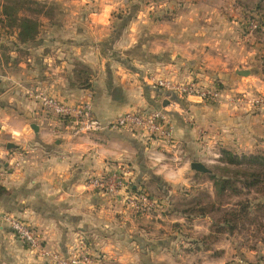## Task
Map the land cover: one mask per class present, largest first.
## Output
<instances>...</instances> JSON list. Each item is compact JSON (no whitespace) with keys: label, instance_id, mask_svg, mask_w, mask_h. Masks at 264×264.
<instances>
[{"label":"rangeland","instance_id":"1","mask_svg":"<svg viewBox=\"0 0 264 264\" xmlns=\"http://www.w3.org/2000/svg\"><path fill=\"white\" fill-rule=\"evenodd\" d=\"M100 2L102 0L95 4L92 0L86 5L94 8ZM0 3L8 6L10 13L8 19L0 8V59L17 64L37 55L39 49L36 45L44 39L61 38L43 27L63 21L65 16L60 7L80 5V0H0ZM104 3L115 11L111 37L102 42L103 49L109 52V58L115 64L122 60L128 68L134 69L142 65V55L146 58L144 60L143 57L144 61L153 60L148 56V49L144 51L141 46L139 51L136 48L126 50V44H119L114 49L128 24L127 29L135 28L130 33L136 35L140 44L158 35L170 40L171 49L177 41L191 43L193 56L185 58L183 65L178 67L177 78L170 77L169 73L174 71H151V67L143 63L145 67L140 71H144V83L156 78L182 85L195 83L201 88L221 92L217 101L195 97L202 101L200 105L210 108L226 101L229 108L246 119L264 112V107L253 106L250 102L264 98V91L255 85H264V0H105ZM136 16L140 18L136 19ZM15 17L38 22L39 30L34 42L18 43L19 30L15 26L10 27V23L15 25ZM128 18V23L122 26L121 20ZM138 21L139 26L136 24ZM254 24L258 28L253 29ZM159 25L163 32L157 31ZM210 42L220 45L210 47ZM228 42L232 44L230 51H227ZM124 51L132 53L124 54ZM172 55L169 52L166 56L160 54V57L166 60ZM16 70L11 69L13 72ZM238 71H247L248 74L242 76ZM168 94L172 97L166 101L174 106L179 100L188 99ZM46 116L56 120L52 115ZM244 118H241L242 123L247 121ZM187 123L198 133L196 151L192 154L181 151L176 158L174 153L164 150L157 157L147 158L148 165L144 163L140 169H135L129 178L135 191L150 198L152 207L144 212L136 211L123 198L117 197L121 199L118 203L125 214L118 212L112 217L110 226L96 230L94 240L98 245H94L91 239H79L76 241L78 245L69 247L67 252L58 251L60 255L68 258L86 253L92 264H264V185L250 192L244 191L239 196L216 197L210 177V172L219 177L233 176L227 172L229 167L220 161L223 150L239 156L264 152V123L260 126V136L246 133L242 127L238 133H231V139L226 141L214 139L210 126H206L210 123V110L202 120L191 114ZM3 150L6 152L7 147ZM193 162L204 164L210 172L194 171L191 168ZM185 163L188 168L178 176ZM128 169L133 171L130 167ZM230 169L234 174L239 171ZM172 171L174 175L170 174ZM240 203L249 204L251 220L244 222L243 227L234 233L226 230L217 232L225 229L221 220L223 213L210 212V204H215L216 209L220 207L222 211H235ZM123 216L125 219L120 218ZM1 217L2 214L0 224L8 227ZM16 240L23 253L28 254L26 247ZM78 249L81 251L77 252ZM22 259L27 263V255ZM32 260L41 259L33 256ZM42 264L51 263L43 260Z\"/></svg>","mask_w":264,"mask_h":264},{"label":"crops","instance_id":"2","mask_svg":"<svg viewBox=\"0 0 264 264\" xmlns=\"http://www.w3.org/2000/svg\"><path fill=\"white\" fill-rule=\"evenodd\" d=\"M104 1L94 8L86 5L92 0H80V5L76 6L65 4L60 8L66 20L43 27L49 33L61 36L60 39L50 37L49 41L39 42L36 45L38 54L28 57L26 62L13 64L0 59V72L3 69L0 73V120L7 121L9 127L19 124L31 131L30 138L25 133L19 142L10 134H4L7 142L0 147H7L8 156L0 161L7 173L0 184V190L5 192L0 195V213L29 222L41 233L48 249L57 252H67L69 247L78 245L76 241L79 239H91L96 245V230L107 228L113 216L124 212L118 203L122 197L111 198L93 191L87 186L88 179L109 173L119 165L129 166L135 173L134 170L140 169L144 163L148 165L147 158L157 157L164 150L174 153L176 158L181 151L192 154L197 150L198 133L187 123L191 114L202 120L210 110V123L206 126H210L213 138L220 141L230 140L231 133H238L242 127L246 133L260 136V126L264 123V112L246 119L229 108L226 101L208 108L200 105L202 101L198 99H186L179 100L174 106L166 101L172 95L144 83V71L140 70L145 64L151 67V71H174V75L169 73L170 77L177 78L178 67L183 65L185 58L193 56L191 43L177 41L171 49L170 40L158 35L140 44L136 35L130 33L135 28L127 29L128 24L114 49L119 44H126V50L136 48L139 51L141 46L144 51L148 49V56L153 60L144 61L146 58L142 55L140 59L145 64L134 69L128 68L122 60L115 64L102 44L111 37L115 12ZM95 2L97 4L99 0ZM136 24L139 26V21ZM157 31L163 32L160 25ZM219 45L210 42V47ZM231 45L228 42L227 51ZM169 52L173 53L170 59L160 57V54L166 56ZM125 53L131 54L132 51ZM11 69L18 70L13 72ZM85 82L90 84L89 88L83 86ZM255 85L264 91L263 83ZM36 92H45L69 104L90 100L100 129L76 135L71 120L46 116L33 95ZM151 109L169 112L174 125L172 144L140 132L109 129L119 116L127 112H150ZM240 117L249 122L242 123ZM257 122L261 124L256 125ZM32 125L37 126L38 131L32 130ZM225 128L227 132L223 131ZM15 156L23 160L21 167L8 162ZM117 156L120 159H116ZM33 159L42 166L41 171L29 172L30 165L25 162ZM26 213L32 214L35 223L24 219ZM0 233H3L0 235V251L7 248L5 238L9 236L15 238L16 247L21 249L8 227L0 224ZM13 263H16L14 258L6 254L4 264Z\"/></svg>","mask_w":264,"mask_h":264},{"label":"built area","instance_id":"3","mask_svg":"<svg viewBox=\"0 0 264 264\" xmlns=\"http://www.w3.org/2000/svg\"><path fill=\"white\" fill-rule=\"evenodd\" d=\"M253 29L258 28L252 25ZM147 84L166 91L170 94L179 95L180 97H198L201 100L211 99L217 101L221 97L218 89L201 88L199 84L189 83L182 85L174 83L168 79L156 78L147 80ZM41 106V110L47 114L60 119H69L74 124L73 130L76 135L90 134L100 129V123L95 119L93 114V105L90 100L78 104H69L60 101L45 92H36L33 94ZM251 104L264 107V98L250 100ZM95 125V128L93 127ZM109 129L140 132L149 137H157L168 143H173L174 125L170 119L169 113L165 109H156L150 112H127L119 116ZM23 160H19L14 167H21ZM0 184L5 179L7 173L0 166ZM132 172L123 165H119L113 171L96 175L88 179L87 186L93 191L103 193L109 197H122L125 202L135 208L136 211L149 210L153 202L143 192L135 191L130 183ZM2 214V220L8 226L15 237L26 247L29 253L35 252L34 257L50 261L51 264H92L91 258L86 253L64 257L58 252L48 249L41 233L29 222L18 219L6 213ZM11 225V226H9ZM82 248V246H80ZM85 250V248H82ZM81 250L78 249L77 252ZM51 253V254H49Z\"/></svg>","mask_w":264,"mask_h":264},{"label":"trees","instance_id":"4","mask_svg":"<svg viewBox=\"0 0 264 264\" xmlns=\"http://www.w3.org/2000/svg\"><path fill=\"white\" fill-rule=\"evenodd\" d=\"M0 8H3L4 15L9 19L10 13L8 12V6L0 3ZM128 21L129 18L124 19L122 25L125 26ZM14 24L10 23V27L15 26L18 28V43L26 45L36 40L35 38L39 30L37 21L30 18L15 17ZM83 86L89 88L90 84L85 82ZM220 161L229 167V171L227 170V172L233 176L224 175L223 177H219L210 172V177L214 182L216 197L239 196L244 191L250 192L264 185V152L239 156L232 151L223 150ZM230 168H236L239 171H236L234 174ZM4 193V191L0 190V195ZM237 208L235 211H222L220 207L216 209L215 204H210V212L221 211L223 213L221 220L225 229H219L221 231L218 230L217 232H224L223 230H226L229 233H234L243 227L244 222L251 220L252 214L249 204L240 203Z\"/></svg>","mask_w":264,"mask_h":264},{"label":"clouds","instance_id":"5","mask_svg":"<svg viewBox=\"0 0 264 264\" xmlns=\"http://www.w3.org/2000/svg\"><path fill=\"white\" fill-rule=\"evenodd\" d=\"M188 99L190 101H193L196 98L189 95ZM175 110L180 111L179 108H176ZM93 127L95 128V125H93ZM223 131L227 132V129L225 128V129H223ZM5 133L10 134L16 142H19L25 136V133H27L29 138L31 137V131L29 129H27L26 126H22V125L18 124L15 127H9L7 124V121L0 120V145H3L4 143L7 142L4 139ZM7 156H8V153L5 152L2 147H0V161L4 160ZM20 159L21 158L19 156H15V157L11 158L8 162L10 164H12L13 166H15ZM116 159H120V157L117 156ZM162 159H163V157H162ZM25 163L30 165L29 172H37V171L42 170V166L40 164L36 163L35 159L30 160V161H26ZM188 166L189 165L187 163H185L184 168L180 169V171L177 173V175L178 176L181 175L188 168ZM0 171H2V169H0ZM17 171H19V169ZM0 211H2V210H0ZM24 219H28V220L32 221L33 223H35V218L32 216L31 213H26L24 216ZM9 226H11V225H9ZM0 235H3V233H0ZM5 239L8 241V245L4 251H0V264H4V258H5L6 254L12 256L14 258V260L17 262V264H25V261L22 259V257L25 255H27V264H42V261L44 259L43 257H41L40 261H33L32 257L36 254L35 252L25 254V253H23V251L21 249L17 248L14 237L9 236V237H6ZM49 254H51V253H49Z\"/></svg>","mask_w":264,"mask_h":264},{"label":"water","instance_id":"6","mask_svg":"<svg viewBox=\"0 0 264 264\" xmlns=\"http://www.w3.org/2000/svg\"><path fill=\"white\" fill-rule=\"evenodd\" d=\"M238 74L239 75H247L248 72L247 71H238ZM168 103H165L164 106H167ZM32 129L35 130V131H38V127L37 126H34L32 125ZM191 168L196 171V172H200V173H203V174H206V173H209V169L202 163H199V162H193L191 164Z\"/></svg>","mask_w":264,"mask_h":264}]
</instances>
